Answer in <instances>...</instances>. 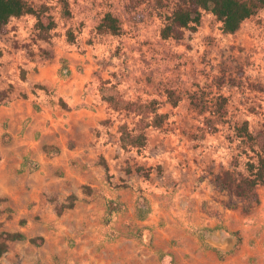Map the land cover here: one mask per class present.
Returning a JSON list of instances; mask_svg holds the SVG:
<instances>
[{
  "label": "rangeland",
  "instance_id": "1",
  "mask_svg": "<svg viewBox=\"0 0 264 264\" xmlns=\"http://www.w3.org/2000/svg\"><path fill=\"white\" fill-rule=\"evenodd\" d=\"M30 2L35 7L47 4L56 28L42 40L37 38L35 16L12 18L5 32H0V48L8 57L52 58L65 48L90 55L94 80L89 82L100 97L93 103L106 113L96 132L108 148L105 158L111 179L105 178L87 194L80 191V184L44 178V172L30 180L20 167L16 178L4 182L13 186L14 194L2 196L6 199L0 202L1 229L45 240L40 245L28 240L10 242L0 264H264V185L256 188L259 203L234 197L230 191L219 194L217 199L239 207L230 216L236 224L226 225V233H207L200 212L208 202L199 200L195 208L189 200V184L186 189L177 186L191 177L201 182L207 176L212 182L228 169L238 178L246 174L245 163L254 153L235 130L246 120L257 135L255 147H264V9L234 34H224L214 15L203 11L197 32L187 31L181 40H164L160 36L163 14L179 0H69L71 15L61 0ZM107 11L120 19L121 36L96 33ZM69 29L75 34L74 42L67 38ZM80 66L78 71L83 70ZM20 67L14 66L15 76H5L4 68L0 69V91L9 81L18 88ZM60 73L69 76L71 68L64 66ZM220 77L225 78L222 85ZM229 79L243 85L238 87ZM166 87L180 94L178 107L168 102ZM196 94L205 109L193 104ZM218 94L229 98L223 115L215 112ZM16 98L17 92L0 105H10ZM155 108L168 115L160 128L147 126ZM123 123L144 130L147 144L140 152L122 148L119 126ZM87 161L88 167L101 164L98 153ZM158 165L162 173L157 172ZM30 166L36 169L33 163ZM139 166L152 167L150 177L138 172ZM50 171L53 176L62 173ZM71 192L79 200L73 209L58 215L56 204ZM108 200L125 206L110 223H106ZM176 214H184L190 223L179 224ZM254 221L256 226H250ZM230 234L236 236L237 244L224 251L219 241Z\"/></svg>",
  "mask_w": 264,
  "mask_h": 264
},
{
  "label": "crops",
  "instance_id": "2",
  "mask_svg": "<svg viewBox=\"0 0 264 264\" xmlns=\"http://www.w3.org/2000/svg\"><path fill=\"white\" fill-rule=\"evenodd\" d=\"M91 61L88 53H79L72 48H65L52 58L17 54L11 57L3 54L0 58V69L4 68L5 76L7 73L15 76L14 66L21 65V82L18 88H15L11 81L1 88L5 90L13 85L9 96L17 92L19 98L10 105H0V124L3 125V133L0 136V196L14 194L13 186H7L4 182L16 178L20 167L24 169L23 173L27 177L30 176V180L32 177L39 178L44 172V178L51 177L55 180L54 177H59L58 181L61 183L71 180L80 184V191L83 193H87L83 189L84 185H89L94 191L99 182L107 179L102 164L97 167L91 164L90 167L87 166V157L92 158L97 153L100 157L108 156V148L96 132V127L100 126L106 113L104 107L93 103L95 100L98 102L100 97L91 89L89 82L94 80ZM79 64L83 70H77ZM64 66L71 68L69 76L60 73ZM22 68L25 77H21ZM22 93L27 95L22 97ZM73 160H78L76 166L72 165ZM30 163L36 165V169L33 170ZM199 166L204 168L205 164L200 163ZM50 169L62 170L61 176L51 175L52 171L47 172ZM96 175L99 177L98 181L95 180ZM186 183L189 184V200L193 201L195 208L199 200L208 202L206 209L200 212L205 216L201 224L207 226L204 228L207 233H226V225L235 226L236 223L230 216L237 212L239 207L236 204L228 206L226 202L217 199L221 192L227 190H222L216 184L215 178L210 182L206 176L203 181L197 182L191 177L177 186L186 189ZM49 187L50 185H47L44 188ZM234 197L242 198L236 195ZM180 199L181 195L178 194L177 200ZM176 215L179 224L190 223L185 220L184 214ZM255 224L256 221L250 226H256Z\"/></svg>",
  "mask_w": 264,
  "mask_h": 264
},
{
  "label": "trees",
  "instance_id": "3",
  "mask_svg": "<svg viewBox=\"0 0 264 264\" xmlns=\"http://www.w3.org/2000/svg\"><path fill=\"white\" fill-rule=\"evenodd\" d=\"M61 2L66 14L71 15L69 0H61ZM262 9H264V0H179L176 7L163 14L164 23L160 29V36L164 40H181L187 31L191 33L197 32L201 25L203 11H210L214 15L215 19L220 23V28L224 34H234L241 28L245 20L256 15ZM28 14L36 18L35 28L38 39L44 40L56 28V21L51 15L50 7L47 4L35 7L30 0H0V32H5L6 26L12 18H20ZM96 33L101 36H121L123 29L120 19L113 12L107 11L96 26ZM67 38L71 42L75 41V34L72 29L68 30ZM3 54L4 52L0 48V58ZM21 77H25L23 68L21 69ZM229 81L238 87L243 85V81H236L235 79H229ZM223 83H225V78L220 77L218 84L222 85ZM249 85L258 87L257 84L253 83ZM13 88V85H10L7 89L1 90L0 101L6 100ZM164 91L172 107H178L182 100L180 94L171 87H166ZM204 93L202 91V94ZM196 96L197 94L192 96L193 104L200 109H205L206 105ZM228 103L229 98L227 96L218 94L215 101V112L220 115L225 114ZM167 118V114L157 112L155 108L147 126L160 128ZM235 130L237 137L244 138L249 142V148L254 153V156L249 157L245 163L246 174H241V177L238 178L232 170L228 169L223 173L216 174L215 182L222 190L233 192L238 197L251 199L259 203L260 199L256 188L264 185V147L260 149L255 147L257 135L251 131L249 121L246 120L241 125H236ZM119 131L121 146L124 150L136 149L140 152L145 148L147 136L144 130L138 131V129L130 128L127 123H123L119 126ZM247 153H249L248 150ZM100 163L105 168L107 180H110V167L103 156L100 157ZM152 170V167H137V171L142 172L146 177H150ZM156 170L158 173L163 171L160 165L156 167ZM83 189L89 194L92 192V188L89 185H84ZM5 199L0 196V202ZM77 200L78 196L75 193H71L65 201L56 204V213L61 215L65 210L74 208ZM124 207L123 204L109 200L107 202L106 223H110L113 214ZM2 213L3 210L0 209V216ZM1 226L0 222V258L8 251L9 243L12 241L28 240L31 243L40 245L45 240L43 236L28 237L22 231L2 230Z\"/></svg>",
  "mask_w": 264,
  "mask_h": 264
},
{
  "label": "water",
  "instance_id": "4",
  "mask_svg": "<svg viewBox=\"0 0 264 264\" xmlns=\"http://www.w3.org/2000/svg\"><path fill=\"white\" fill-rule=\"evenodd\" d=\"M237 244V238L235 235L230 234L228 236L223 237L219 241V248L224 251H230L232 250Z\"/></svg>",
  "mask_w": 264,
  "mask_h": 264
}]
</instances>
